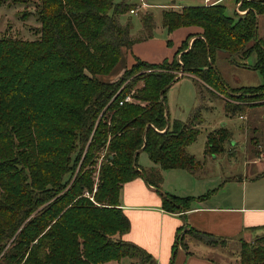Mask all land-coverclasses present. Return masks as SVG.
I'll return each instance as SVG.
<instances>
[{
	"label": "trees",
	"instance_id": "1",
	"mask_svg": "<svg viewBox=\"0 0 264 264\" xmlns=\"http://www.w3.org/2000/svg\"><path fill=\"white\" fill-rule=\"evenodd\" d=\"M135 5L38 0L36 39L0 37V264H110L123 258L155 264L144 249L122 238L130 223L120 192L137 177L158 186L160 170L196 174L201 168L187 151L199 133L200 112L187 122L170 120L168 87L181 72L213 95L238 99H225L230 115L264 104V42L257 34L264 0H242L240 7L247 11L235 18L221 4L165 10L161 24L168 33L182 27L199 31L187 35L171 61L135 58L118 79L101 81L99 76L124 58V50L154 36L151 13L141 17V38H130L128 23L120 24L118 17ZM217 50L242 58L254 54L251 68L262 84L230 88L214 66ZM128 95L133 102H124ZM229 137L225 128L208 133L204 154L222 152ZM138 152L158 169L139 166ZM193 199L165 194L162 206L181 212ZM184 227L178 229L174 251L178 245L187 248L193 238L215 246L226 242L194 229L182 232ZM240 247L237 264H264V233Z\"/></svg>",
	"mask_w": 264,
	"mask_h": 264
},
{
	"label": "rangeland",
	"instance_id": "2",
	"mask_svg": "<svg viewBox=\"0 0 264 264\" xmlns=\"http://www.w3.org/2000/svg\"><path fill=\"white\" fill-rule=\"evenodd\" d=\"M115 2H128L136 4L132 10L118 17L120 24L129 26L130 38H141L142 21L141 17L146 13H151L155 24L154 36L167 40V31L162 27V12L165 10L177 11L182 6H196L205 4L210 6L217 1L210 0L207 4L204 0H114ZM142 2L147 4L142 6ZM242 0H221L219 3L224 6L225 14L235 18L237 14L243 15L247 8L240 7ZM38 0H0V37L11 36L22 40H33L38 37L37 30L39 22L36 19L35 9ZM238 9L241 12H237ZM130 18V22L128 21ZM257 34L264 42V14L257 19ZM174 41V40H173ZM190 43V44H189ZM181 44V43H180ZM191 45V39L188 42ZM124 58L118 62L115 68L107 75H100L101 81L112 82L118 79L126 67L130 64V57H127V51L124 50ZM179 54H177V57ZM180 58V56H179ZM214 66L218 70L223 81L230 88H238L245 86H258L262 84L263 78L259 72L251 65L255 62L254 54L247 58L239 55H230L227 52L217 50L213 57ZM180 74V73H179ZM178 74V75H179ZM178 80L174 81L166 90V106L170 120L178 119L187 122L191 114L195 111L200 112L201 123L197 125L199 133L196 139L187 147L188 153L193 155L201 162V168L197 170L193 180L191 176L184 174L180 170L169 169L163 171V189L171 194L182 195L179 178L176 179V172L183 173L187 178V185L191 193L204 192L213 195L225 183L221 194H234L242 198L247 197V203H250L249 194L264 190V179L260 174H264V104L248 108L244 114L230 115L225 111L224 101L227 99L230 103L238 101L232 97H228L224 92L213 95L210 90L194 78L193 75L182 74L178 76ZM216 93V92H215ZM134 100H132L133 102ZM225 128L230 137L224 142L222 152L212 155H203L205 142L208 133ZM149 162V157L145 152L140 153L138 164L143 165ZM144 166V165H143ZM144 168V167H142ZM78 168L74 172L77 173ZM257 175V176H256ZM260 175V176H258ZM236 178V181L248 179L246 186L239 185L237 182L228 184V178ZM256 177H259L256 179ZM97 174L94 175V179ZM241 178V179H237ZM258 182H254L257 181ZM260 180V181H259ZM158 186L161 183H156ZM96 189V183L93 192ZM177 189L178 193H175ZM84 195H91L85 192ZM190 195V194H187ZM209 196V197H210ZM263 233H259L262 235ZM258 236V235H257ZM244 237V236H243ZM243 237H237L229 240L227 243L218 246L219 251L213 253V258L223 260L225 264H237L240 240ZM256 235L251 239L243 240L248 244H252ZM240 238V240H239ZM224 246V247H223ZM137 262L136 259H134ZM131 258H125L121 264H131L134 261ZM110 264H119L111 262Z\"/></svg>",
	"mask_w": 264,
	"mask_h": 264
},
{
	"label": "crops",
	"instance_id": "3",
	"mask_svg": "<svg viewBox=\"0 0 264 264\" xmlns=\"http://www.w3.org/2000/svg\"><path fill=\"white\" fill-rule=\"evenodd\" d=\"M214 1L220 4L221 0ZM198 31L196 27H182L171 33L167 32V40L171 41L170 45H167V40L155 36L134 44L127 50V57L131 58L127 67L134 63L135 58L156 64L164 60L171 61L180 47V43L186 39L187 35ZM222 99L225 102V99ZM138 153L139 158L142 152ZM138 165L144 169H158V166L150 159L149 162H144V166ZM174 170L185 172L184 174L191 176L189 177L191 181L198 173L192 174L184 169ZM163 171H159L161 174L160 186H155L142 177H137L124 183L120 192V207L130 223L129 231L122 238L144 249L151 255L155 264H225L223 260L212 256L215 251L220 250L218 246H222L220 244L210 245L201 239L188 240L187 248L178 245L174 251L173 244L178 229L183 225L185 227L182 232L186 229H194L206 235L224 238L226 239L224 244L227 243V245L229 240L233 238L244 236L241 240L239 238V245H241L243 240L264 233V190L250 193L248 196L250 203L248 204L247 197H244L246 192H243L241 199L234 194H221L222 191L220 190L225 186V183L222 182L223 185L213 195L200 198V196H204V192L191 193L189 187H186L187 181L185 179L187 177L183 173L176 172V179H180L178 182L180 193H182L180 196L163 189ZM260 175H262L260 180L264 179V174ZM258 178L256 177V179ZM248 181L251 180L236 181V178H228V184L237 182L243 188ZM254 182H258V180ZM192 184L193 182H187V185ZM174 192L178 193L177 189ZM165 194L177 197H193L194 199L190 203L189 209L181 212H169L162 206V199ZM123 259L118 263L121 264ZM130 263L134 264V261H130Z\"/></svg>",
	"mask_w": 264,
	"mask_h": 264
},
{
	"label": "built area",
	"instance_id": "4",
	"mask_svg": "<svg viewBox=\"0 0 264 264\" xmlns=\"http://www.w3.org/2000/svg\"><path fill=\"white\" fill-rule=\"evenodd\" d=\"M205 1V3L207 4L210 0H204ZM142 6H146V4L144 3V2H142ZM237 10V12H241V11H239L238 9H236ZM130 12L131 13H133L134 12V10H130ZM191 42H192V39H191ZM190 44V43H189ZM177 59H178V61L180 62V58H179V56L177 57ZM132 97L130 96V95H128V96H126L125 97V99H124V102H132ZM122 102H120V104H121ZM86 196H89V195H86Z\"/></svg>",
	"mask_w": 264,
	"mask_h": 264
},
{
	"label": "water",
	"instance_id": "5",
	"mask_svg": "<svg viewBox=\"0 0 264 264\" xmlns=\"http://www.w3.org/2000/svg\"><path fill=\"white\" fill-rule=\"evenodd\" d=\"M181 72H180V74L178 75V76H181ZM137 153V152H136ZM135 163H136V157L134 156V159H133V165H135Z\"/></svg>",
	"mask_w": 264,
	"mask_h": 264
}]
</instances>
